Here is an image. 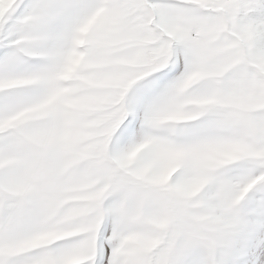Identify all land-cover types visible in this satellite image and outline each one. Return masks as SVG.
<instances>
[{
	"label": "snow or ice",
	"instance_id": "snow-or-ice-1",
	"mask_svg": "<svg viewBox=\"0 0 264 264\" xmlns=\"http://www.w3.org/2000/svg\"><path fill=\"white\" fill-rule=\"evenodd\" d=\"M0 264H264V0H0Z\"/></svg>",
	"mask_w": 264,
	"mask_h": 264
}]
</instances>
